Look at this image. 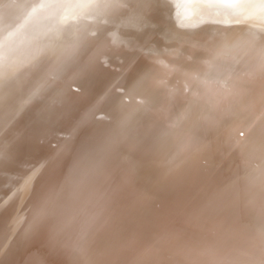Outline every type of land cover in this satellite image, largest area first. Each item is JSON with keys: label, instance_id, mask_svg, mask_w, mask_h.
Masks as SVG:
<instances>
[{"label": "bare ground", "instance_id": "obj_1", "mask_svg": "<svg viewBox=\"0 0 264 264\" xmlns=\"http://www.w3.org/2000/svg\"><path fill=\"white\" fill-rule=\"evenodd\" d=\"M41 2L0 0V79L14 75L0 90V264H259L237 250L260 227L245 177L264 167L248 143V128L264 127V0H171L146 27L132 7L73 19L52 6L26 22ZM41 209L47 227L24 239ZM110 216L127 228L118 247L138 241L118 261L97 255ZM162 230L175 238L141 261Z\"/></svg>", "mask_w": 264, "mask_h": 264}, {"label": "snow or ice", "instance_id": "obj_2", "mask_svg": "<svg viewBox=\"0 0 264 264\" xmlns=\"http://www.w3.org/2000/svg\"><path fill=\"white\" fill-rule=\"evenodd\" d=\"M225 3L229 5H238L241 3H250L251 0H224ZM52 6H59L64 8L65 11L68 8L73 9L72 18L75 19L77 16L84 15H96L103 16L106 12H116L119 9H128L130 7L139 10L137 13V18L141 21L143 26L148 25V14L157 12L164 7L171 8V0H135V3L130 5L125 2V0H43L36 8H33V12L29 13L26 17V22L33 18V13L38 9H45ZM259 7L264 10V3H261ZM66 19V17H62ZM7 28H12V25H5ZM23 25H21L22 27ZM19 31V28H15L12 32L9 33L4 41V46L8 51L12 50V40L11 37ZM253 45L255 41L252 42ZM224 50L216 52L217 56L222 55ZM259 67L262 72H264V43L261 44L259 48ZM264 78V77H262ZM14 79V75L9 74L7 71L4 72L3 78L0 79V90H4L10 87L11 82ZM35 95V93H34ZM262 98H264V92L261 93ZM264 115V113H262ZM86 123L82 120L81 124ZM248 132L251 133L248 136V143L258 152L264 156V127L259 129L257 132H252L251 126L248 128ZM102 138L105 140L104 147L100 150L98 158L94 161V169H99L104 164L105 154L110 151L111 148V130H107L101 134ZM241 137L245 136L244 131H239ZM9 159V152L6 146L0 145V161ZM247 185L250 189L258 190L260 197V207L257 210V216L260 222L259 229L255 234L250 238V240L245 241L247 245L246 248L239 249L241 255L245 256H255L256 253L259 254V264H264V167L255 170L252 173L247 174L245 177ZM127 181L125 180L121 185V188L126 187ZM223 193H217L213 199H210L207 203L203 204L200 208H194L189 213V218L196 215L199 212L208 210L212 207L216 199H219ZM106 204L110 205L113 202L111 196L104 197ZM255 207L254 201H250ZM136 208V203L130 204L128 207V213H131ZM47 213L44 209L33 217L29 230L25 233L24 239H30L32 235L36 232H39L47 227L46 220ZM106 223H110L112 226V231L110 233L109 242L98 246L97 255L104 259L116 260L120 259V251L122 248H132L138 241L135 236L128 238L124 244L117 246L116 242L124 239L127 228L123 223L120 217L110 216ZM175 238L174 234L162 230L160 232L154 233L151 235V243L143 246L142 250L139 252V258L141 261H156V258L159 257L164 251V244L170 239ZM89 248L87 241L77 249V255L81 258L89 255Z\"/></svg>", "mask_w": 264, "mask_h": 264}]
</instances>
